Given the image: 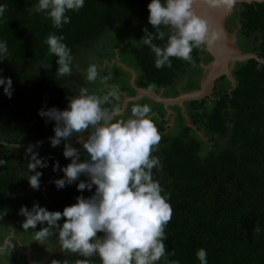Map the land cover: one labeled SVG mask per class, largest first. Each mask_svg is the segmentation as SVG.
<instances>
[{
	"label": "trees",
	"instance_id": "1",
	"mask_svg": "<svg viewBox=\"0 0 264 264\" xmlns=\"http://www.w3.org/2000/svg\"><path fill=\"white\" fill-rule=\"evenodd\" d=\"M37 3L0 0V5H7L0 17V41H6L8 47L0 61V76L10 78L13 88L9 99L4 86H0V135L19 144H37L53 137L55 124H49L38 112L53 107L63 111L74 98L69 84L57 76L58 57L49 54L45 43L50 33L63 35V42L74 56L109 28L145 24L149 32L155 31L148 23L151 0H85L78 12L66 13L71 22L61 29L53 26L46 13H29L28 9ZM240 6L238 33L246 40L253 39L250 53L264 59V3ZM166 39L153 43L163 46ZM119 42L125 43L123 35H119ZM134 54L140 69L137 88L153 91L173 86L180 73L200 65L208 52L194 49V64L171 58L172 67L161 69L155 67V55L148 46L142 44ZM232 76L236 86L227 80L229 89L218 93L213 103L210 98L216 93L188 103L195 115L193 125L200 124L198 132L203 134L194 137L193 128L185 127L177 137L161 138L158 150L153 152L161 162L159 169H153V178L164 193L170 194L168 202L173 209L164 241L167 251L175 252L168 256L169 261L200 264L196 252L203 248L208 264H264V63L256 59L236 62ZM220 80H226V76ZM205 132L209 135L207 141L203 139ZM77 138L74 135L69 141ZM215 138L223 143L225 140L222 150L215 145L207 149ZM65 143L68 141L60 146L64 148ZM77 149L80 162L89 158L83 148ZM37 154L48 165L36 169L43 177L38 190L28 183V177L35 174L27 167L31 154H0V159L7 161L0 166V217L18 230H24L25 217L19 215L22 206L31 211L38 205L62 213L65 207L76 204L75 197L87 199L95 194V185L91 191L78 190L81 181L89 180L83 174L73 184L58 189L54 181L63 179L64 173L53 171V167L58 162L63 169L71 158ZM12 189H20L22 194L10 198L8 192ZM64 222L62 218L58 224ZM257 224L259 234L253 232ZM53 233L58 234L55 229Z\"/></svg>",
	"mask_w": 264,
	"mask_h": 264
},
{
	"label": "clouds",
	"instance_id": "2",
	"mask_svg": "<svg viewBox=\"0 0 264 264\" xmlns=\"http://www.w3.org/2000/svg\"><path fill=\"white\" fill-rule=\"evenodd\" d=\"M85 0H38L28 9L29 13H46L56 29L71 22L66 15L69 11L78 12L84 7ZM237 0H151L148 4V23L155 30L142 29L144 37L139 41L150 48L155 55V67H172V59L177 58L194 64L193 50H212L219 45L223 32L212 21L197 13L196 6L204 5L213 11L231 12ZM7 5H0V17ZM157 46L154 40L165 41ZM63 35L50 33L45 41L49 54L58 57L57 76L69 77L72 74L73 56L71 49L63 42ZM8 53L6 41H0V61ZM99 72L92 64L87 69V80L95 82ZM110 77L101 78L107 83ZM0 86L4 94L11 99L12 80L0 76ZM155 88V85H151ZM120 99L117 86H111L103 96L89 94L87 88H80L79 94L70 100L67 109L61 111L55 107L38 115L54 121V136L49 138L52 147L62 141H69L74 135L77 142L88 154V159L80 162V151L64 144L63 155L71 158L63 169L58 162L53 171L64 173L63 179L54 181L58 189L71 185L83 174L89 180L81 181L77 188L95 194L90 198L77 197V203L65 207L63 212H49L34 205L31 211L21 207L19 215L25 217L22 227L25 231L35 229L38 224H47L33 234L40 243L58 232V242L62 251L78 254L75 264H92L90 258L98 256L101 264H180L179 260H168L175 252L167 251L164 241L168 238L166 227L172 219L173 209L170 194L164 193L159 181L153 178V169H159L160 159L153 155L158 150L161 133L151 118L148 105H135L128 119L114 120L120 108H108L114 100ZM84 133L88 135L84 136ZM42 141L37 142V145ZM31 154L28 169L34 175L28 177L33 190L40 187L42 173L37 168L47 167L46 161L38 159L33 146L26 150ZM7 161L0 159V166ZM163 193V194H162ZM62 218L65 222L58 224ZM255 234L261 232L259 224L253 228ZM98 233H104L102 238ZM5 249L0 248V253ZM207 251L203 248L196 252L200 264H208ZM51 264H60L53 260ZM64 264H69L66 260Z\"/></svg>",
	"mask_w": 264,
	"mask_h": 264
},
{
	"label": "rangeland",
	"instance_id": "3",
	"mask_svg": "<svg viewBox=\"0 0 264 264\" xmlns=\"http://www.w3.org/2000/svg\"><path fill=\"white\" fill-rule=\"evenodd\" d=\"M241 10L242 7L238 4L231 12L222 13L218 17L222 22L225 37L228 39L229 51L237 56V60L241 58L247 60L248 57H250V51H252L251 47L252 44L254 45V42L253 39L246 40L238 33L240 28L239 13ZM142 29H144V26L138 24L126 29L119 27L109 28L100 39L94 41L88 47L83 48L78 55L73 56L72 74L63 79L69 84V87L72 88L74 98L79 94V89L82 87L87 88L89 94L103 96L110 90L111 86L115 85L119 89L120 99L114 100L110 105H106L108 108H113L115 103L114 107L118 106L120 108V113L114 120H126L130 118L131 109L135 105H148L151 108V118L161 133L162 138L177 137L185 127L193 128L191 134L194 137L196 134H203L202 131L198 132L200 124H197V126L193 125L195 115H193L188 105L192 100H184V98L193 96L198 98L193 101H200V97L204 96L205 98H209L212 94L216 93L215 96H211L210 98V101L213 103L218 97V93L229 89V82H227V80L233 85L234 78L232 76V71L236 66V62L239 61H235L236 59L233 61L229 60L227 64L229 68L228 71L222 72L210 83L212 72L215 69L214 63L216 57L211 50H207L208 54L203 58L202 63L193 66L185 73H180L175 79L173 86L167 87L166 89L151 91L162 98L156 97V99H154L147 94L144 95V90L140 91L141 89L138 90L137 88L140 69L137 66L134 52L135 49L140 48L142 45V43L139 42L144 37ZM119 35L125 37L124 44H120ZM92 64L97 66L99 72L98 79L95 82H89L86 78L87 69ZM223 76H226V80L221 81L220 79ZM103 77H110L106 84L101 83V78ZM207 83L211 84V88L206 87V89L209 88V92L200 95ZM197 93L199 95H197ZM167 99L177 100L175 101L176 103L171 101L167 103ZM158 100L164 101L160 102ZM211 102H208V106ZM208 110H211V106L208 107ZM47 122L49 124H55L54 121L47 120ZM87 135L88 133H84L85 138ZM203 139L205 141L209 139V135L206 132ZM9 140L10 139H7L6 141L4 136L0 135V154H5L7 152L27 153L26 150L29 146H33V152L35 153L47 152L64 156V148L60 145L52 147L51 144L46 143L50 141L49 139H46L39 145L33 143L19 144L17 142H10ZM68 143L74 148H83L77 140L68 141ZM224 143L215 138L212 145H208L209 147L206 148H213L215 145L219 151L223 149ZM42 178L41 176L40 179ZM21 194L22 191L20 189H12L8 192L10 198H15ZM75 201L77 203V197H75ZM7 224L9 225L10 223ZM41 226H45V224H38L35 229L17 231L20 240L11 239L10 243H7L2 241L1 238L0 248L5 249V251L0 253V264H51L53 260L60 262V264H64L66 260L69 264H75L76 260L85 259L78 254L62 251L58 239H55L54 236L43 243L36 241L33 234L40 231L41 228L39 227ZM9 230L11 229L7 228L5 234L7 239L9 238L7 234ZM2 234L4 233L2 232ZM97 236L102 238L104 233H98ZM18 242L22 243L24 251L12 246V244L18 245ZM90 259L92 264H101L98 256H94ZM158 264L161 263L158 262Z\"/></svg>",
	"mask_w": 264,
	"mask_h": 264
},
{
	"label": "bare ground",
	"instance_id": "4",
	"mask_svg": "<svg viewBox=\"0 0 264 264\" xmlns=\"http://www.w3.org/2000/svg\"><path fill=\"white\" fill-rule=\"evenodd\" d=\"M222 13H225L223 11H209L208 14H202V16H205L207 18H209L213 25L218 27L222 32H223V40L222 42L217 45V47H215L214 49H212V53L214 54V56L216 57L215 60V69L212 72L211 75V81L210 83H212V81L214 80L215 77H217L218 75H220L222 72L228 71V61L229 60H234L237 58V56L233 55L229 50V43H228V39L225 37L224 31H223V25L222 22L219 20V17ZM220 14V15H219ZM207 83L205 84L203 91L200 93V95L206 94L209 92V88H211V84ZM206 87H209L208 89H206ZM197 95H199L197 93ZM193 97V96H190ZM193 98H197V97H193Z\"/></svg>",
	"mask_w": 264,
	"mask_h": 264
},
{
	"label": "crops",
	"instance_id": "5",
	"mask_svg": "<svg viewBox=\"0 0 264 264\" xmlns=\"http://www.w3.org/2000/svg\"><path fill=\"white\" fill-rule=\"evenodd\" d=\"M138 90H139V88H138ZM140 91H142V89L140 90ZM145 92L143 93L144 95H148V96H150L151 98H154V99H156V97H160L161 98V96H157L154 92H151V90H144ZM162 99V98H161ZM167 100H172V99H167ZM166 100V101H167ZM158 101H160V102H162V101H164V100H158ZM172 102V101H171ZM113 106V105H112ZM114 106H115V103H114ZM113 106V107H114ZM126 113V112H125ZM124 114V113H123ZM10 228L11 230H12V236H11V230H9V232L7 233L8 235H9V238L7 239V237L5 236V234H6V231H7V228ZM42 227H45V226H41V227H39V228H42ZM17 231H20V230H18L13 224H7L6 223V221L5 220H3L1 217H0V232H1V234H0V239L2 240V241H5V242H7V243H10V240L11 239H18V240H20V237L18 236V234H17ZM2 232L4 233V234H2ZM53 236L55 237V239H58V234H53ZM56 242V241H55ZM53 244H55V243H53ZM12 246L14 247V248H18L19 250H21V251H24V249H23V247H22V243L21 242H18V245H15V244H12Z\"/></svg>",
	"mask_w": 264,
	"mask_h": 264
},
{
	"label": "water",
	"instance_id": "6",
	"mask_svg": "<svg viewBox=\"0 0 264 264\" xmlns=\"http://www.w3.org/2000/svg\"><path fill=\"white\" fill-rule=\"evenodd\" d=\"M256 3H264V0H237V4H256ZM236 4V5H237ZM196 10H197V13L198 14H200V15H202V14H208L209 13V11H212V10H210V9H208L206 6H204V5H197L196 6ZM220 15V14H219ZM141 25H143V26H145V24H141ZM248 59H256V60H258L260 63H264V59H258L257 58V56L256 55H254V54H250V57H248ZM247 59V60H248ZM235 61H239V62H242V61H246L245 60V58H241V59H236ZM233 87H235L236 86V81L233 79V85H232ZM186 96V95H185ZM185 96H183V97H185ZM203 98H205L204 96L203 97H200V99L199 100H201V99H203ZM188 100V99H190V100H197L198 98H193V97H190V96H188V97H185L184 98V100ZM177 99H175V100H167V103L169 102V101H172V102H175ZM176 103V102H175Z\"/></svg>",
	"mask_w": 264,
	"mask_h": 264
}]
</instances>
